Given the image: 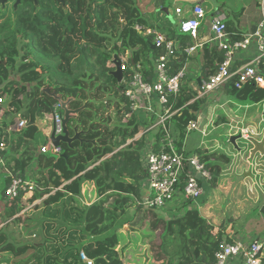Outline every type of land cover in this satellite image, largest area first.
<instances>
[{
  "label": "trees",
  "instance_id": "trees-1",
  "mask_svg": "<svg viewBox=\"0 0 264 264\" xmlns=\"http://www.w3.org/2000/svg\"><path fill=\"white\" fill-rule=\"evenodd\" d=\"M15 1L0 5V143L6 146L0 155L6 171L20 177L30 174L34 164L30 179L37 189L27 200L22 194L8 200L9 180L6 172H0V224L5 223L0 229V253L7 256L0 257V263L11 264L14 259V264H214L220 245L230 242L221 228L203 220L192 207L164 220L140 205L141 184L147 178L141 151L148 132L136 138L146 127L123 93L132 71H124L120 83L111 76L114 55L121 60L130 53L129 60L141 64L151 81L153 63L161 53L151 48L150 36L133 28L146 27L136 0H20L14 9ZM156 21L161 26L156 27L180 42L168 64L169 74L175 75L184 67L183 50L193 45L192 39L166 23L162 11ZM226 28L231 40L241 38L238 32L231 33L227 21ZM200 54L198 75L206 80L216 72L224 52L208 44ZM186 80L176 99L169 101L176 102L173 109L182 110L170 118L165 130L158 128L155 147L168 133L181 152L186 127L204 102L188 103L193 96ZM46 88L68 102L69 110L87 103L67 125L70 135L74 128L80 132L81 141L62 144L59 156L42 155L39 150L45 138L38 123L50 119L57 102ZM225 94L246 105L264 101V89L251 84L241 90L226 88ZM19 119L28 125L9 134L7 129ZM197 153L212 180L230 165L225 154ZM36 201L40 203L34 205ZM132 209L138 213L135 220L128 214ZM260 212L264 219V201ZM24 232L34 237L32 243L22 241ZM172 246L174 251L168 253ZM81 254L91 262H84Z\"/></svg>",
  "mask_w": 264,
  "mask_h": 264
},
{
  "label": "built area",
  "instance_id": "built-area-1",
  "mask_svg": "<svg viewBox=\"0 0 264 264\" xmlns=\"http://www.w3.org/2000/svg\"><path fill=\"white\" fill-rule=\"evenodd\" d=\"M203 1L191 0L192 4L188 9L175 8V15L180 18L178 33L189 36L194 42L193 45L183 50L185 59L187 60L192 54L201 51L208 44L215 45L218 50L223 51L224 59L214 74L206 80H200V85L194 82L188 85L187 89L193 96L188 103L208 97L210 93L219 91V89L224 91L226 88L241 90L248 84L264 89V70L262 69V65H264V0H259L257 6L260 14L259 22L251 32L241 36L239 40H231L226 28V16L223 12L218 10L213 13L209 21L206 20ZM205 21L208 23L207 29L210 37L200 41V32ZM133 28L143 36H150L154 49L161 53L153 63L154 73L151 81L145 78L141 64L134 63L132 58L129 60L130 53L127 54L130 65L125 62L124 58L120 60L122 72L127 69L132 71L131 79L125 83L123 93L130 102L133 113L137 116L141 115L139 120L146 127L144 129L146 132L154 128L165 130L166 123L170 118L182 110V108L173 109L176 102H169L170 98L176 99L181 82L186 78L185 66L177 74H169L168 64L178 52L180 42L176 35L169 37L159 27L152 29L136 24ZM251 48L254 49L255 54L248 61L238 64L236 56L248 52ZM2 104L3 100L0 97V116L3 112ZM62 120L61 103L57 101L53 105L49 119L51 131L55 137L62 135ZM196 122L197 120L189 122L186 129L188 131L196 130ZM27 125L26 120L19 119L13 128L7 129V132L9 134L21 132ZM258 135L255 128H241L238 132L239 138L248 142L250 138H255ZM5 149L6 146L0 143V152ZM39 150L42 155L59 156L62 153L61 146H53L50 135L40 145ZM141 154L147 175L146 198L140 203L144 210L162 213L168 219L176 217L185 209L191 208V204L197 202L202 196L203 190L200 181H212L210 172L201 162L199 155L179 153L168 133L158 147H155V141L145 142ZM0 172H6L5 178L9 180L5 190L8 200L15 199L20 194L24 200H27L37 189L29 177H20L19 174L13 175L7 172L5 161L1 155ZM229 239L230 242L221 244L215 253L214 264H264L263 246L258 241H243L232 237ZM81 257L84 262H91L83 254Z\"/></svg>",
  "mask_w": 264,
  "mask_h": 264
},
{
  "label": "rangeland",
  "instance_id": "rangeland-1",
  "mask_svg": "<svg viewBox=\"0 0 264 264\" xmlns=\"http://www.w3.org/2000/svg\"><path fill=\"white\" fill-rule=\"evenodd\" d=\"M150 2L151 0H136V7L138 8L141 14H144L149 10L151 6ZM258 3L259 0H206L204 2L206 20L212 16L211 12L213 14L214 12L218 11V9L220 8L225 15H229L232 12V10L236 14H238V16L241 15V12L243 10L253 9L259 12L257 7ZM179 5H181V7L184 9L189 8L188 5H184V4H179ZM175 6H176L175 4L172 5H170L169 3L166 4V7L168 8V13L171 16V20L167 19L168 14L165 13L163 14H164V21L166 23L172 24L173 29H175L178 32V24L180 18L175 15V8H176ZM152 18L155 20V15H152ZM123 20L120 19L121 22H123ZM233 20L234 19L232 18L231 21L233 22ZM205 24L206 21L204 22L201 30V37L205 36L206 33L208 32V29L206 28ZM207 34H209V32ZM125 62L128 65H130L129 60L127 58H125ZM204 99L206 102L207 98ZM224 100H225L224 106L215 102L214 104L217 105H212L210 109H208V107H202V110L200 112L201 114H203V116L200 121H197V130H193V131H188L187 129L185 130L183 144H185V146L189 150L193 148L204 147V148H208L209 150H215V152L228 155V157L231 158L230 165L227 167L228 169L223 171V173L220 176H218L215 180H212L214 182V185H212V182H207L203 180V182H205L204 185H209V186L204 187V196L202 198H199L197 202L191 204V207L192 209H196L198 211V213L200 214L203 220L210 223L214 227L221 228L225 232V234L231 229L232 235L235 234V237L238 239H241L243 241H250V240L258 241L263 246L262 254L264 256V219L260 212L264 198H229L230 196L224 194L222 187V184H224V186L226 187H228L229 185L228 187L229 190H232L233 187L240 188L243 190L245 187L239 183L245 181L246 179H249L245 177V173H244L245 169L248 167L247 163H250L252 168L255 165L256 170L259 169L260 172H264V154L257 153L255 156H252L251 155L252 150H249L251 145H249L248 141L239 138L237 134L236 138L238 137V139H236L234 144H232L230 142V138L232 136L228 135L229 133L227 132V129L228 127H230L231 124H235L237 119L243 118L249 107L250 110H249L248 118L259 117V115H261V117H263L264 120V104H262L263 102H261L254 105H246L230 96H224ZM206 115L208 118L205 117ZM216 116H226L228 123L224 127L219 125L220 126L219 128L217 129L214 128V126L211 125V123H212V119ZM44 123L42 122L41 124ZM49 124L51 125L50 122ZM249 124L250 122L243 123V126ZM251 124L255 125L254 127L257 128L258 132L264 131V127L261 125L257 126L256 121ZM46 125L43 126L42 130L45 128ZM158 132L159 131L156 130L153 133H158ZM142 133L146 134L147 132L146 130L143 129L137 135V137H139L140 134ZM260 135L256 139H258L261 142L264 140V134L262 133L261 137ZM42 136L44 139L45 137L43 133ZM159 145L160 143L157 144V147ZM249 153H250V158L247 159ZM259 180L264 182V174L259 175ZM141 186H143L144 190L147 191L146 182L143 185L141 184ZM2 209H3V204H0V212L2 211ZM143 211L146 210L143 209ZM128 214L131 219L135 220L138 213L132 209L129 211ZM157 214L159 218H162L164 220L168 219L162 213H157ZM28 216H24V217L27 218L28 220L33 218ZM14 218H16V216H14L11 219ZM23 221L21 223H23ZM128 228L129 225L128 227H124V230H128ZM134 228L135 229L139 228V225L138 226L135 225ZM12 230L17 232L15 228H13ZM27 234L28 233L26 232L23 233L24 236L22 238V241H29V242H31V240L34 241L33 239L34 237L31 238L26 237ZM173 249L174 247L172 246L171 248H167L166 250L168 253H170L174 251ZM142 250H144V247H142ZM29 254L30 252L29 253L27 252L26 255H24L23 257L25 258ZM1 255L2 254L0 253V257ZM147 256L150 257L151 259L152 255L150 253H147ZM12 257H14V255H12ZM14 261H15L14 259L11 260V264H14ZM146 264H153V263L147 261ZM162 264H166V263L163 262Z\"/></svg>",
  "mask_w": 264,
  "mask_h": 264
},
{
  "label": "crops",
  "instance_id": "crops-1",
  "mask_svg": "<svg viewBox=\"0 0 264 264\" xmlns=\"http://www.w3.org/2000/svg\"><path fill=\"white\" fill-rule=\"evenodd\" d=\"M205 1L206 0L203 1V5H204ZM150 3H151V6H150L149 10L147 12H145L143 14V16L146 19V23H145L146 27H149L152 29L156 28V26H159V25H157V21H156L157 12L162 11V10H168V8L166 7L167 3H169L170 5L175 4L176 8L181 7V5H179V4H184V5H188V6H190L192 4L191 0H164V1H162V0H151ZM218 10L221 11V8ZM152 15H155V20L152 18ZM211 15H213L212 12H211ZM225 16H226V21L229 22V24H230L231 33L238 32V34L241 36L251 32L253 30L254 26L256 25V23L259 22V20H260L259 12L257 10H253V9L243 10L241 12L240 16H238V14H236L232 10V12L229 15H225ZM232 18L234 19L233 22L231 21ZM207 21H209V18L207 19ZM207 25H208V23L205 24L206 28H207ZM159 27H161V26H159ZM201 30H202V28H201ZM166 32L169 33L168 30ZM207 33L205 36L201 37V32H200V41L204 38L207 39L210 37V34H207ZM169 35L171 37L175 36L171 33H169ZM253 54H255V52H254V49L251 48L248 52L238 54V56H236V58H237V60H239V62H241V61L243 62V60L248 61L253 56ZM202 62H203V60H202V56L200 54V50L198 52L192 54V56H190L185 61L184 66L186 68V79L189 80L188 85H191L193 80L197 81L198 78H200V80H201V77L198 74L200 72ZM224 96H228V95L225 94L224 90L219 89V91H216L214 93H210L208 95V97H205V98H207L206 102H205L204 98L199 99V100H203L204 102L200 106V109L197 112V117H196L197 119H195V120L200 121L202 119L203 114H201V112H200L202 110V107H208V109H210L212 105H217V104H214L215 102L224 106V102H225ZM262 102H263L262 104H264V101H262ZM249 110H250V107L248 108L247 112L245 113V115L243 116L242 119H237L235 124H231L230 127H228V129H227V132L229 133L228 135L236 136L241 128H255V129H257L256 127H254L255 125L251 124V123H254L255 121L257 123V126L261 125L264 127V120H263V117H261V115H259V117L248 118ZM205 117L208 118L207 115ZM42 122L43 123L46 122V123L41 124ZM49 122H50L49 119H46L43 121H39V123H38L41 130H42L43 126L47 124L45 126V128L42 130V133H43L45 139L51 133V125L49 124ZM247 122H250V124L243 126V123H247ZM227 123L228 122H227L226 116H216L212 119L211 125H213L214 128L217 129L220 126L224 127ZM198 124H199V122H198ZM207 124H208V122H207ZM156 130H158V129L154 128V129L148 131V133L145 135L146 136V142H148V143H150L151 141L156 142L155 136L157 135V133H153ZM202 132H205V131H202ZM258 133H259V135L261 134L260 135V137H261L262 133L264 134V131L258 132ZM259 135L256 136L255 138H250V139H254L257 142H260L258 139H256L257 137H259ZM71 136H73V135H71ZM136 138H138V137H136ZM249 149L252 150V148H249ZM200 150L205 152L206 154L215 152V150H209L208 148H204V147L203 148H193V149L189 150L185 146V144L182 143V148H181L182 153H186L188 155H193V154H198L197 151H200ZM247 159H249V155H248ZM247 165H248V167L245 169L244 173H245V177L249 178V179H246L245 181H242L239 183L245 187L243 190L240 188H235V187H233L232 190H229L228 189V187H229L228 183H227L228 187H226V186H224V184H222L224 194L230 196L229 198H264V182L259 180V175L264 174V172H260L259 169L256 170L255 165L253 168L251 167L250 163H247ZM31 167L32 168H31V171L29 173L33 176L36 168H35L34 164H32ZM30 174H28L27 177L30 178L31 177ZM211 182H212V185H214V182L213 181H211ZM200 184H201V187L203 190V194L200 197V198H202L204 196V187H208L209 185H204L205 182H203V181H200ZM239 184H238V186H239ZM142 188H143V186H142ZM143 192H144V195H143L142 200H144L146 198V191L144 190ZM27 199H29V198H27ZM39 203H40L39 201H36L34 203V205L39 204ZM262 205H263V202H262ZM22 213L23 212H21V214ZM3 225H5V223L0 224V229L3 227ZM226 234L229 238H231V237L236 238L235 234L232 235L231 229L228 232H226ZM1 254H2L1 257H3V258L7 257L6 255H4V252H1ZM9 263L10 262H2L0 264H9Z\"/></svg>",
  "mask_w": 264,
  "mask_h": 264
},
{
  "label": "water",
  "instance_id": "water-1",
  "mask_svg": "<svg viewBox=\"0 0 264 264\" xmlns=\"http://www.w3.org/2000/svg\"><path fill=\"white\" fill-rule=\"evenodd\" d=\"M8 0H0V5L3 7L4 4L7 2ZM35 1V0H34ZM62 1V0H59ZM20 4V0H16L14 3V9H16L18 7V5ZM163 13L168 14V10H162ZM167 15V16H168ZM124 19V15H122L121 20ZM169 19L171 20V17L169 15ZM151 48L154 50V47L151 46ZM112 63L114 64L115 70L111 73V76L113 78H115L117 80V82H121L122 78H123V72L120 69V59L118 58L117 55H114L113 59H112ZM198 84L200 85V78L197 79ZM45 92L47 94H49L51 97L55 98L56 101L61 103V109L63 111V120H62V128H63V132L61 136H54L53 131H51L50 133V140L53 144V146L58 147L61 146L62 144H65L67 146H70L74 141H81L80 139V132H78L76 130V128L73 129V136L70 135L69 131H68V122L70 117H74L75 115H77L80 111H82L83 109L87 108V103H85L81 108H78L76 110H69L67 107L68 102H64L60 99V97L55 96L54 93H51L50 90L48 88L45 89ZM236 139H238V137L236 138V136H232L230 138V142L232 144H234V142L236 141ZM249 145H251L250 148H252L251 151V155L255 156L257 153L259 154H264V140L261 142H257L254 139H250L249 141ZM250 150V149H249ZM250 154V153H249Z\"/></svg>",
  "mask_w": 264,
  "mask_h": 264
}]
</instances>
